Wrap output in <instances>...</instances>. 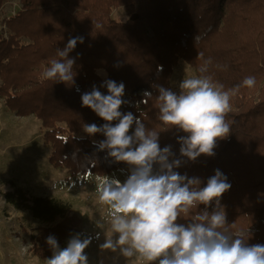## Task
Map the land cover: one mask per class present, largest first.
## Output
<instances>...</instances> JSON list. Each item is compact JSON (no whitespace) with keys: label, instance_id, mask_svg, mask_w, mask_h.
<instances>
[{"label":"trees","instance_id":"16d2710c","mask_svg":"<svg viewBox=\"0 0 264 264\" xmlns=\"http://www.w3.org/2000/svg\"><path fill=\"white\" fill-rule=\"evenodd\" d=\"M19 1L22 10L4 22L6 30L0 32V99L17 116L41 122L56 169L66 170L72 179L102 178L126 169L127 163L115 162L106 150L98 149V142L106 139L103 134L90 136L83 130L85 124L102 126L107 121L82 106L81 100L93 86L107 95L105 80L123 82L126 103L120 110L132 112L146 127L160 132L161 148L171 146L182 161L175 169L181 175L199 177L205 186L215 170L224 173L232 185L221 198L227 228L249 229L248 243L264 245V0ZM119 8L128 20L112 17ZM75 37L84 41L69 54L76 61L75 84L44 79L43 70L52 59H59L57 49ZM209 58L206 74L226 90L247 76H255L256 84L240 88L232 97L226 116L231 131L217 140L215 155L202 154L191 161L179 151L178 137L186 133L157 119L156 86L178 92L171 82L178 63L184 60L199 75ZM134 130L135 125L130 134ZM154 167L158 170L159 165ZM11 185L10 191L0 188L6 205L28 212L40 224L36 240L41 246L33 249L37 256H52L46 243L49 235L64 248L69 237L82 233L83 221L70 203L33 196L15 182ZM204 208H193L179 222L187 223ZM214 208L213 202L207 210Z\"/></svg>","mask_w":264,"mask_h":264},{"label":"clouds","instance_id":"9594fccd","mask_svg":"<svg viewBox=\"0 0 264 264\" xmlns=\"http://www.w3.org/2000/svg\"><path fill=\"white\" fill-rule=\"evenodd\" d=\"M195 39H198L196 37ZM83 37L70 38L63 49H57L59 59H52L42 77L56 83L75 84L76 61L69 54ZM202 53L199 56L202 58ZM211 58L204 60L199 75L182 79L179 91L157 85L158 116L165 126L176 128L186 135L179 136L181 157L195 161L202 154L213 156L218 139L226 138L231 126L226 116L231 111V99L240 88H252L255 76H247L241 84L225 89L207 75ZM103 94L93 86L81 96L82 106L91 108L107 121L83 125L90 136L103 134L98 142L100 151L115 162L129 165L130 175L123 182L106 176L97 187L99 200L108 206V223L113 235L106 236L99 247L118 253L126 260L140 258L150 264H264V245L248 243L249 229L229 231L221 198L232 185L219 169L208 178L205 186L199 177L181 175V159L175 158L171 146L161 148L160 132L149 129L141 118L120 109L126 103L125 85L105 80ZM151 98L152 94L144 93ZM117 123L113 124L112 122ZM135 130L130 134V129ZM95 143V142H94ZM171 158V159H170ZM159 165L158 170L154 167ZM215 203V208L207 209ZM204 210L192 215L187 223H180L193 208ZM102 227V225H98ZM46 243L52 250L46 264H89L86 249L90 237L72 236L61 248L55 236Z\"/></svg>","mask_w":264,"mask_h":264},{"label":"rangeland","instance_id":"374dc122","mask_svg":"<svg viewBox=\"0 0 264 264\" xmlns=\"http://www.w3.org/2000/svg\"><path fill=\"white\" fill-rule=\"evenodd\" d=\"M21 10L19 0L2 2L0 32L6 30L4 22ZM112 17L116 21L128 20L123 8L114 10ZM192 76H197L195 69L181 60L174 70L172 87L179 90L180 81ZM44 133L38 119L17 116L0 99V188L10 191L11 183L15 182L33 196L58 197L70 203L83 221L80 235L92 239L86 249L89 264H150L135 257L126 260L118 253L99 247L106 236L113 235L108 223V206L99 200L97 191L98 184L105 177L87 175L72 179L66 170L56 169L50 163L51 147L45 143ZM128 175L129 165L108 177L123 182ZM39 226L28 212L8 207L0 195V264H46L47 258L33 252L34 248L41 246L36 240ZM71 237L65 241V247Z\"/></svg>","mask_w":264,"mask_h":264},{"label":"built area","instance_id":"2783aa9c","mask_svg":"<svg viewBox=\"0 0 264 264\" xmlns=\"http://www.w3.org/2000/svg\"><path fill=\"white\" fill-rule=\"evenodd\" d=\"M16 14H14L13 16H15Z\"/></svg>","mask_w":264,"mask_h":264},{"label":"crops","instance_id":"0c3cea01","mask_svg":"<svg viewBox=\"0 0 264 264\" xmlns=\"http://www.w3.org/2000/svg\"><path fill=\"white\" fill-rule=\"evenodd\" d=\"M45 197V196H44Z\"/></svg>","mask_w":264,"mask_h":264}]
</instances>
